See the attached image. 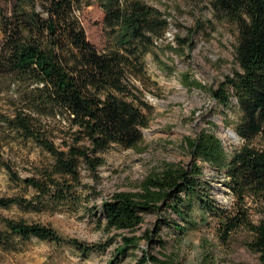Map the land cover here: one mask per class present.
Segmentation results:
<instances>
[{
    "label": "trees",
    "instance_id": "trees-1",
    "mask_svg": "<svg viewBox=\"0 0 264 264\" xmlns=\"http://www.w3.org/2000/svg\"><path fill=\"white\" fill-rule=\"evenodd\" d=\"M95 1L107 38L101 50L87 38L80 18L88 0H0V169L10 181L32 190L29 197L0 195V209L42 212L77 205L82 167L95 173L103 151L114 145L135 148L142 141L152 107L136 82L149 80L146 58L171 75L175 68L169 65V51L187 56L200 29L228 24L236 33V66L213 85L187 72L179 80L208 92L215 108L233 109L235 119H226L224 126L231 125L240 144L227 148L203 128L184 140L189 163L166 162L145 176L139 190L103 199L101 212L108 230L134 231L145 214L155 215L151 229L142 236L122 235L115 249V256L132 251L134 264H180L174 250L166 252L162 228L173 233L178 245L209 219L221 241L246 227L251 234L247 246L264 264V218L253 222L247 205L249 198L264 205V0H201L211 19L199 21L186 36L175 34L174 43L164 47L170 22L157 6L148 0ZM15 141L32 142L50 161L30 176L19 175L5 155ZM203 163L222 174L232 197L229 206L214 198ZM30 237L66 243L81 255L107 245L64 237L47 224L0 213V250L14 251ZM141 239L148 247L155 243L158 252L142 248L135 254Z\"/></svg>",
    "mask_w": 264,
    "mask_h": 264
},
{
    "label": "rangeland",
    "instance_id": "rangeland-1",
    "mask_svg": "<svg viewBox=\"0 0 264 264\" xmlns=\"http://www.w3.org/2000/svg\"><path fill=\"white\" fill-rule=\"evenodd\" d=\"M88 1L90 4L83 7L80 18L87 38L101 50L107 45L102 24L103 12L95 0ZM148 2L168 16L170 23L161 43L163 47L174 43L175 34L186 36L199 21L207 23V19H211L209 8L201 0ZM193 41L195 44L187 56L180 57L169 51V65L175 68L171 75L160 71L150 57L146 58L149 80L144 85L136 82L152 107L148 113V123L142 128V141L135 148L114 145L103 151V163L95 173L82 167L83 185L78 186L82 199L77 205H60L42 212H23L17 206L0 209V213L8 217H23L27 221L47 224L64 237L85 243L107 242L106 247L102 251L81 255L66 243L56 244L30 237L20 241L14 251L0 250V264H109L111 260L114 264H134L132 251L115 256V249L120 245L122 235L142 236L151 229L155 215L145 214L144 221L134 231L108 230L104 227L102 200L110 198L117 191L139 190L145 176L159 170L166 162L189 163L192 158L184 140L186 137H196L203 128L216 133L227 148L240 144L239 137L232 134L231 125L224 126L226 119H235L233 109L215 108V102L208 92L187 88L179 80V75L187 72L208 86L230 72L236 66L235 30L231 25L221 23L213 24V27L205 26L194 34ZM5 155L10 158L14 170L23 177L30 176L50 161V155L30 141L12 142L10 147L5 148ZM203 166V177L210 182L214 198L220 204L229 206L232 197L222 182V174L206 163ZM31 193V188L10 181L5 170L0 169V195L29 197ZM247 205L253 222L264 218L262 203L249 198ZM215 225L214 220L209 219L208 223L189 230L178 245L173 233L163 227L161 237L168 240L166 252L174 250L180 264H258L257 253L247 246L251 234L246 227L233 230L225 241H221ZM142 248H148L151 253L158 252L157 245L154 243L148 247L145 239L140 240V248L134 253L140 255Z\"/></svg>",
    "mask_w": 264,
    "mask_h": 264
},
{
    "label": "water",
    "instance_id": "water-1",
    "mask_svg": "<svg viewBox=\"0 0 264 264\" xmlns=\"http://www.w3.org/2000/svg\"><path fill=\"white\" fill-rule=\"evenodd\" d=\"M232 134L236 135V133L234 131H232Z\"/></svg>",
    "mask_w": 264,
    "mask_h": 264
}]
</instances>
